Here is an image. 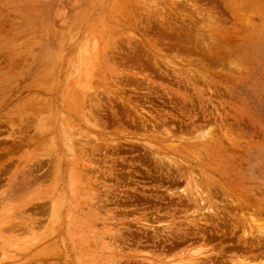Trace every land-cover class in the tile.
<instances>
[{"label": "rangeland", "instance_id": "rangeland-1", "mask_svg": "<svg viewBox=\"0 0 264 264\" xmlns=\"http://www.w3.org/2000/svg\"><path fill=\"white\" fill-rule=\"evenodd\" d=\"M0 264H264V0H0Z\"/></svg>", "mask_w": 264, "mask_h": 264}]
</instances>
